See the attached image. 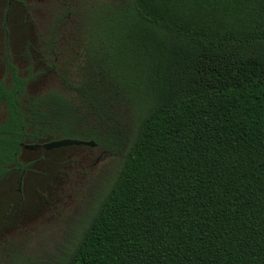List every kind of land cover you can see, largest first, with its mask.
Masks as SVG:
<instances>
[{
	"label": "trees",
	"instance_id": "16d2710c",
	"mask_svg": "<svg viewBox=\"0 0 264 264\" xmlns=\"http://www.w3.org/2000/svg\"><path fill=\"white\" fill-rule=\"evenodd\" d=\"M103 11L85 39L84 95L107 126L89 139L129 144L57 264H264V0H118ZM22 92L0 85V164L17 162L29 125L63 113L57 95L24 110Z\"/></svg>",
	"mask_w": 264,
	"mask_h": 264
},
{
	"label": "rangeland",
	"instance_id": "374dc122",
	"mask_svg": "<svg viewBox=\"0 0 264 264\" xmlns=\"http://www.w3.org/2000/svg\"><path fill=\"white\" fill-rule=\"evenodd\" d=\"M19 1L22 3L12 2L5 20L6 0H0V81L8 80L11 70L27 75L23 102L33 95L43 98L53 92L59 96L68 92L65 81L77 82L75 76L80 69L81 81L90 83L93 75L92 67L86 66V41L88 48L92 46L94 37L88 36L96 29L104 6L118 0ZM39 2L50 3L51 23L45 31L49 30L52 37H45L32 18L26 19L25 6ZM48 49L54 53L45 54ZM37 51L45 55L42 59L53 62L49 73L38 64L41 58L36 57ZM31 67L30 75L27 69ZM95 119L93 113L85 116V127L93 128ZM108 123L125 128L127 133L134 128L122 119ZM97 125L100 129L107 126ZM126 142L121 152L99 146L83 159V153L73 147L49 152L36 163L29 153V166L33 167L22 175L21 196L16 191L18 174L13 172L1 180L0 237L4 241L0 264H57L87 226L115 179L129 140Z\"/></svg>",
	"mask_w": 264,
	"mask_h": 264
},
{
	"label": "flooded vegetation",
	"instance_id": "af4514ba",
	"mask_svg": "<svg viewBox=\"0 0 264 264\" xmlns=\"http://www.w3.org/2000/svg\"><path fill=\"white\" fill-rule=\"evenodd\" d=\"M16 1L19 4L22 2L19 0H6L4 5V15L5 20L11 13V9L13 8L12 2ZM50 3H34L33 5H26L24 12H26V19H33L37 23V26L40 31L45 32V37H52L50 35L49 30H46V26L51 23L50 15H49ZM34 51V50H33ZM45 54H52L53 51L44 50ZM36 57H40L39 65L41 68L46 69L47 73L50 72V69L54 67L53 62H48L45 58V55H41V51L36 52ZM34 60L30 61V64L34 66ZM83 69V68H82ZM81 71V69H80ZM77 71L75 79H78L77 82L74 81H65L64 85L68 92H62V95L59 96L55 92L49 93L48 96L43 97L46 99H50L52 97L56 100L62 98L61 106L63 108V113L60 115H52L47 116V119L39 122L36 126L35 124L29 125V129L26 130L24 138L19 142V153L17 155V162L11 163L8 165L0 164L5 169V171L0 172V181L5 179L11 173L18 174V180L16 184V191L21 196L22 190V175L30 172L33 166L31 165L32 157L36 158L33 162H37L38 158L42 159L47 155V153L52 152L54 150H63L68 147L78 148V153H83L82 158L92 155V148L99 147L93 140L89 139V136L92 133L100 132V128L97 123H100L97 117L95 116V123L93 128L85 127V116L90 114V111H87L85 108V95H84V87L87 82H82V72ZM27 72L31 75L32 67L27 69ZM14 76L19 77L24 80L23 84H20L14 81ZM0 85L3 87H8L11 89L15 85L23 86V92L18 95V99L21 102V107L24 110L29 111L28 105L31 101L39 99L38 96H32L28 101L23 102V96L28 86V76L24 74H20L17 71L11 70L8 80H1ZM71 92V93H70ZM42 98V97H40ZM7 117L6 104L3 101H0V125H2ZM30 117V116H29ZM46 118V117H45ZM62 139H73L80 141L79 143H72L67 145H54V142H57ZM93 143V144H92ZM87 150V151H86ZM29 153H33L32 157H29ZM78 155V154H75ZM43 156V157H42ZM4 241L3 237H0V246Z\"/></svg>",
	"mask_w": 264,
	"mask_h": 264
},
{
	"label": "water",
	"instance_id": "95a60500",
	"mask_svg": "<svg viewBox=\"0 0 264 264\" xmlns=\"http://www.w3.org/2000/svg\"><path fill=\"white\" fill-rule=\"evenodd\" d=\"M80 141L78 140H73V139H62L57 142H54V145H67V144H72V143H79ZM93 144V143H92Z\"/></svg>",
	"mask_w": 264,
	"mask_h": 264
}]
</instances>
